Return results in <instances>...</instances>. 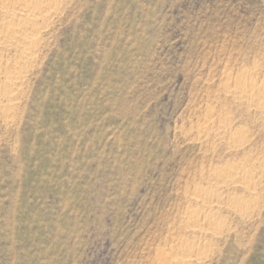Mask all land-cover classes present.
<instances>
[{"label":"rangeland","instance_id":"rangeland-1","mask_svg":"<svg viewBox=\"0 0 264 264\" xmlns=\"http://www.w3.org/2000/svg\"><path fill=\"white\" fill-rule=\"evenodd\" d=\"M66 2L11 117L0 98V264H151L189 234L179 227L211 165L264 170V112L224 86L252 70L264 83V0ZM209 114L230 116L226 137L200 139ZM258 182L253 214L221 212L231 228L205 264H264Z\"/></svg>","mask_w":264,"mask_h":264},{"label":"bare ground","instance_id":"bare-ground-1","mask_svg":"<svg viewBox=\"0 0 264 264\" xmlns=\"http://www.w3.org/2000/svg\"><path fill=\"white\" fill-rule=\"evenodd\" d=\"M66 1L0 0V13L4 15V20L0 24V52L9 50L17 56L13 63L8 62L4 67L0 65V74L3 76V80L0 81V98L7 101L6 116L9 117L16 107L24 73L29 71L38 57L39 47L44 43V34L50 29L53 19L62 12ZM0 58L3 60L2 55ZM255 73L252 70L235 76L226 74L225 91L231 96L230 99L239 103L244 102L249 108L253 106L264 112V83L258 84L255 81ZM230 122V116L227 115L218 118L213 114L207 115L203 124L199 126L200 139L214 142L216 137L218 139L222 138V135L226 137L225 130ZM213 129L216 130L215 138L210 136ZM228 135L229 143L224 138L228 145L237 149L245 146L246 139H243L242 134L234 132ZM250 161L246 158L234 164L226 161L225 164L208 167L210 170L207 181L195 187L190 196L192 202L190 203L193 206L186 208L184 220L179 227L180 230H187L189 234H174L175 236L167 237L164 245L156 246L150 260L151 264H205L210 259L219 237L231 228L221 212H236L249 216L257 207L259 195L256 186L260 182L258 179L264 176V170H250L248 168ZM237 188L245 189L248 195L237 196L234 193Z\"/></svg>","mask_w":264,"mask_h":264}]
</instances>
